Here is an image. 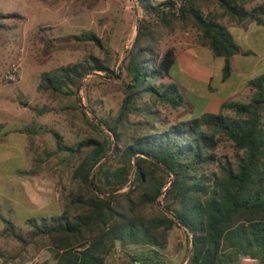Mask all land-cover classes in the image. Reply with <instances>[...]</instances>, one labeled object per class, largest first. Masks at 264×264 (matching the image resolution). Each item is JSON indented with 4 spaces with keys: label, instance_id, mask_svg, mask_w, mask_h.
<instances>
[{
    "label": "trees",
    "instance_id": "16d2710c",
    "mask_svg": "<svg viewBox=\"0 0 264 264\" xmlns=\"http://www.w3.org/2000/svg\"><path fill=\"white\" fill-rule=\"evenodd\" d=\"M136 1L145 18L117 70L107 56L94 53L105 47L93 32L49 40L47 47H89L81 60L42 73L37 90L67 98L65 107L91 134L65 144L56 130H47L61 161L77 157L67 200L61 212L3 217L1 234L14 239L19 250L0 249V257L24 263L45 248L53 262L36 264H107L112 252H120L124 264H167L169 232L178 226L190 243L185 264H264V73L248 80L254 91L247 102L227 100L217 112L167 124L160 107L187 101L166 80L176 54L172 47L158 51L155 28H197L200 43L223 57L225 80L240 47L218 16L203 7L217 3L236 23L250 19L264 25V6L247 8L253 0ZM88 74L121 79L123 94L114 114H97L90 104L89 118L81 109L78 91ZM222 139L231 142L232 157L217 155ZM27 251L31 254L23 256Z\"/></svg>",
    "mask_w": 264,
    "mask_h": 264
},
{
    "label": "rangeland",
    "instance_id": "374dc122",
    "mask_svg": "<svg viewBox=\"0 0 264 264\" xmlns=\"http://www.w3.org/2000/svg\"><path fill=\"white\" fill-rule=\"evenodd\" d=\"M203 10L221 14L219 20L223 23L231 21L217 3H209L203 7ZM144 18L143 11L138 7L136 0H0V72L12 65L17 66L19 71L18 81L12 84H0V98H3L6 103L7 112L16 114L14 124L18 123L21 116V126L31 130L30 146L34 169L24 172L26 173L25 178L29 179V181L24 180V186L30 188L31 185L33 190L31 188L29 190L34 195V185L30 179L32 177L33 180L38 181V185L49 188V201L46 209L48 213L62 211L67 200L66 193L71 188L70 167L77 163V157L69 162H66V159L61 161L62 154L55 152L54 138L47 130H56L62 135L65 144H72L91 134L83 121L71 109L65 107V104H68L67 98L55 97L37 90L42 73L51 71L60 65L81 60L85 54L89 53V47L68 45L53 48L47 47L48 42L58 36L78 34L84 31L93 32L102 40L105 47V51L94 50V53L101 58L107 56L110 60V68L117 70ZM146 23L154 28L155 22L151 18L147 17ZM250 23L253 26L249 27V30L252 28L262 30L258 36L259 42L251 46L252 50L249 53L236 54L232 61L233 67L238 66L240 73L248 76L254 63L259 61V54L264 48V25L257 26L250 19H246L241 26ZM155 28L159 37L157 49L160 53L172 47L179 59L183 60L187 55L185 64L190 67L197 66L198 69H202L199 68L202 64L209 65V60L206 58L211 56V51L200 43L197 28L189 26L182 29L178 24H173L171 30L164 27L155 26ZM245 32L250 37V32L247 30ZM237 41L242 48L246 47L247 43L242 42L240 37ZM220 63L217 57V66ZM182 67L184 66H180L176 60L166 80L177 85L187 103L177 108L160 107L167 124L198 116L207 105L210 93L216 91L214 79L210 80L207 86L205 82L189 78L182 71ZM235 78L238 79L239 76L235 75ZM253 91L246 84L240 87L238 93L231 99L247 102ZM122 94L121 79L116 76L106 78L101 75L88 74L81 79V89L78 91L79 104L89 118H92V113L86 106L90 104L96 108L97 114H114L118 110ZM226 112L230 113V111ZM9 148L6 153H13L14 147ZM233 152L231 142L226 139H222L216 149L219 156L226 154L232 157ZM21 165L22 160L20 159L10 164L4 163L0 172L2 183L10 177L13 168ZM21 193L19 178H17L11 193L9 195L6 193L8 197H5V204L18 203L17 209L21 212L23 206ZM0 249L13 254L19 250V244L6 236L0 238ZM189 253L190 243L187 233L183 228L175 226L168 236L167 264H185ZM30 254L31 252L27 251L23 256ZM122 258L120 252H112L107 256L106 263L124 264ZM17 260L21 262L20 258ZM26 260H32L35 264L44 260L53 262L50 252L45 248L40 249L31 259L26 258ZM249 263L250 261H243V264Z\"/></svg>",
    "mask_w": 264,
    "mask_h": 264
},
{
    "label": "crops",
    "instance_id": "0c3cea01",
    "mask_svg": "<svg viewBox=\"0 0 264 264\" xmlns=\"http://www.w3.org/2000/svg\"><path fill=\"white\" fill-rule=\"evenodd\" d=\"M257 3L262 4L264 6V0H253L251 3H248L249 6H246V7L250 8L252 5L257 4ZM216 15L218 16V21H220L219 18H221V14H216ZM244 20H242L239 23H236L232 19L231 21H228V22L226 21L224 23L220 21L222 24L227 26V28L233 34L237 43H238L237 39L239 37L240 39H242V42H244L245 44L247 43L245 48H242L238 44L240 47L239 53H242V54L245 52L249 53L252 50L251 46H253V44H258L259 42L258 36L261 34V31H262L261 28H252L251 30H249V27L253 26V24L251 23L246 24V26H241ZM253 22L256 23L255 21ZM255 25L262 26L257 23ZM245 30L250 32V37H248V34H246ZM239 53H236V54H239ZM236 54H233L230 58V74L228 78L225 80H222V66H223L222 56H215L211 52V56H208L211 58L210 59L208 57L206 58V60L207 59L209 60V65L204 66V64H202L201 65L202 67H199L202 69H198L197 66L190 67L187 64H185L186 63L185 61L187 60V55L185 56V59L182 60L181 58L179 59V56L176 53V60L178 61L180 66L181 65L184 66L182 67V71H184L189 78H193L198 81L205 82L207 86L209 85L208 83H210V80L214 79L216 81V85L214 87L216 88V91H214L213 93H210L209 101L206 105L207 107L205 106L202 112L219 111L220 105L224 101L232 100L231 98L235 94L238 93V90L240 89V87H244L246 86V84L248 85L247 82L250 78L255 77L261 73H264V48H262L261 53L259 54L260 59L259 61H256L254 63L249 73V76L245 74L242 75L240 73L238 66L233 67L232 61L234 60V56ZM217 57L221 62L218 66L216 64ZM235 75L239 76V78L236 79ZM217 76H218V80H217ZM217 87H219V89ZM6 109H8V107L6 103L4 102V99L0 98V172H1V167L4 163L10 164L13 161H16V159L22 160V165L20 167L13 168L11 170L10 177L6 179L5 183L4 181L2 183L0 179V238L6 237L5 235L1 234V230L5 226L3 217L16 220L17 218L22 217L24 214H33V213H38L39 211H45L48 207L47 203L49 201V191H50L48 187H45L43 185H38V181L33 180L32 177L30 179L34 185V195H32L31 194L32 191L29 190L30 188L32 189L31 185H30V188L28 187L25 188L24 180L29 181V179L25 178L26 173L24 172H30L34 164V161H33L34 159L32 157V150L30 146V141L32 139V133L27 132L29 128H23V126H21L22 125L21 116L18 120V123L15 125L14 119L16 118V114L13 112L8 113ZM10 146L14 147V152L6 153V150L10 149L9 148ZM17 178H19V186L22 192L21 198L23 201V206H22L21 212H18V209H17L18 203H15L13 205L5 204V200H6L5 197H8V195L11 193L14 184H16ZM5 192L8 194L7 196ZM39 201H42V202H39ZM23 210L25 211L23 212ZM0 264H35V263L32 260L25 261L24 263L19 262V260L17 259L6 261L3 257H0Z\"/></svg>",
    "mask_w": 264,
    "mask_h": 264
},
{
    "label": "built area",
    "instance_id": "2783aa9c",
    "mask_svg": "<svg viewBox=\"0 0 264 264\" xmlns=\"http://www.w3.org/2000/svg\"><path fill=\"white\" fill-rule=\"evenodd\" d=\"M18 79L19 71L15 65L7 67L0 72V84H12L18 81Z\"/></svg>",
    "mask_w": 264,
    "mask_h": 264
}]
</instances>
